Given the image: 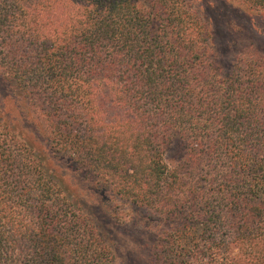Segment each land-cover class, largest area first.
<instances>
[{
	"label": "trees",
	"instance_id": "trees-1",
	"mask_svg": "<svg viewBox=\"0 0 264 264\" xmlns=\"http://www.w3.org/2000/svg\"><path fill=\"white\" fill-rule=\"evenodd\" d=\"M193 10L0 0V264H124L112 197L167 223L140 264H264V51L245 26L223 67Z\"/></svg>",
	"mask_w": 264,
	"mask_h": 264
},
{
	"label": "rangeland",
	"instance_id": "rangeland-1",
	"mask_svg": "<svg viewBox=\"0 0 264 264\" xmlns=\"http://www.w3.org/2000/svg\"><path fill=\"white\" fill-rule=\"evenodd\" d=\"M184 1L201 16L211 20L213 25L212 39L217 45L216 51L218 52L219 61L224 65L223 67L230 64L229 60L232 57L231 55H235L238 49L241 51V45L249 42L245 37V26L249 27V25H252L255 31L258 32L256 46L264 51V12L255 11L243 14L240 13L236 6L229 4L226 0ZM230 22L234 27L233 31L237 33L229 32L230 26L228 23ZM231 37H233L232 39H234L237 45L240 43L239 47H233L228 42L225 44V42L228 41V39H231ZM224 45L230 46L229 52L224 53ZM0 87L3 86L0 84ZM179 156L180 147H178L176 142L173 141L169 144V149L166 152V157L168 159L171 158V160H169V165H176L178 163L177 161H179ZM56 163L64 165V162L62 161H56ZM66 173L70 175L67 170ZM107 205H110L113 211L116 209L118 213L113 216V214L107 212L105 208L96 209L94 212L96 213L98 219H100L106 227L112 229L111 231L116 234V249L118 251V255L120 256L119 262L124 264H140V261L143 259V255L146 253L142 245L148 239L147 237L142 240L140 236L143 228L147 227L146 217H150L149 219L153 220L147 227L148 229L156 227L155 229L161 230L167 226V223L160 217L157 218L152 211L145 213L141 209L129 207L127 204H124L115 197H112V201L109 200ZM158 220L162 221L159 223ZM128 236L133 237L132 243L128 241Z\"/></svg>",
	"mask_w": 264,
	"mask_h": 264
}]
</instances>
